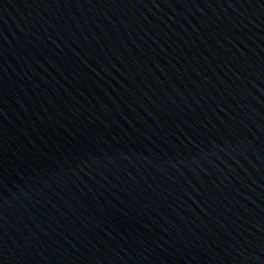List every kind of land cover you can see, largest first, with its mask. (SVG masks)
I'll use <instances>...</instances> for the list:
<instances>
[{"label":"water","instance_id":"95a60500","mask_svg":"<svg viewBox=\"0 0 264 264\" xmlns=\"http://www.w3.org/2000/svg\"><path fill=\"white\" fill-rule=\"evenodd\" d=\"M0 264H264V0H0Z\"/></svg>","mask_w":264,"mask_h":264}]
</instances>
